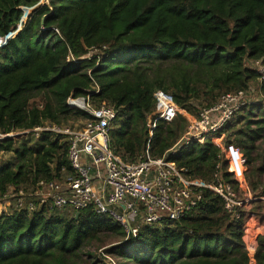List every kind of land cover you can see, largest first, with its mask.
I'll return each instance as SVG.
<instances>
[{
	"label": "trees",
	"instance_id": "1",
	"mask_svg": "<svg viewBox=\"0 0 264 264\" xmlns=\"http://www.w3.org/2000/svg\"><path fill=\"white\" fill-rule=\"evenodd\" d=\"M37 2L0 0V35L16 31ZM91 47L101 48L99 58L86 59ZM251 60L264 63V0H51L0 47V132L89 120L79 101L72 103L89 99L116 110L110 145L124 160L165 156L185 177L204 181L221 165L240 197H264V80ZM255 85L262 99L217 135L171 150L193 114ZM41 95L43 103L31 105ZM168 105L172 120L161 116ZM69 172L64 135L0 140V195ZM6 204L0 202V264H264L262 199L232 218L204 189L180 220L142 225L127 240L119 221L93 207L62 214L1 208ZM111 236L119 239L107 243Z\"/></svg>",
	"mask_w": 264,
	"mask_h": 264
},
{
	"label": "built area",
	"instance_id": "2",
	"mask_svg": "<svg viewBox=\"0 0 264 264\" xmlns=\"http://www.w3.org/2000/svg\"><path fill=\"white\" fill-rule=\"evenodd\" d=\"M50 5L51 0H38L28 9V14ZM25 20L22 18L15 32ZM55 30L59 33L57 28ZM15 32L0 35V47ZM101 51V48L91 47L85 57L88 60L99 58ZM249 66L264 80V63L261 60H251ZM252 91L223 94L214 105L199 113L171 150L217 135L237 111L255 102ZM77 101L80 108L92 116L80 127L47 121L31 130L20 131L35 136H40L42 132L64 135L68 145L70 174L50 181L42 180L34 189L16 190L11 187L0 195V202L8 204L1 208L34 212L42 207L75 211L93 207L95 213L109 215L119 221L127 240L137 236L142 225H156L165 219L180 220L201 202L204 189H209L222 199L224 210L232 218H239L240 210L248 202L264 201V197H255L251 191L240 197L233 185L223 177L221 165L217 166L212 181H204L185 177L183 169L165 156L146 158L141 154L135 161L124 160L110 145V129L117 116L116 110L96 106L89 99L74 100L72 103ZM174 115L175 110L171 105L166 106L161 114L167 120H172ZM14 136V132H0V140Z\"/></svg>",
	"mask_w": 264,
	"mask_h": 264
},
{
	"label": "rangeland",
	"instance_id": "3",
	"mask_svg": "<svg viewBox=\"0 0 264 264\" xmlns=\"http://www.w3.org/2000/svg\"><path fill=\"white\" fill-rule=\"evenodd\" d=\"M28 11V10H27ZM28 13V12H27ZM25 14H26V11H25ZM25 14L23 15V17L25 16ZM27 16H28V14H26ZM26 16V17H27ZM27 19V18H26ZM22 27H23V25H22ZM22 27L20 28L19 27V29L18 30H20V29H22ZM15 32V31H14ZM16 33V32H15ZM13 35L14 34H12V35H10V37H9V39L11 38V37H13ZM155 66V65H154ZM252 93V97L254 98V100L255 101H260L261 99H262V96H260L259 95V92H258V90H257V85H255L254 86V89H253V91L251 92ZM43 103V99H42V95L41 96H39V97H37V98H35V99H33L32 100V103H31V105H41ZM199 115V114H198ZM198 115H194L193 114V120H196L197 119V117H198ZM84 122V120L83 119H77V118H70L67 122H64L63 124H65V125H67V126H70V127H80L81 125H82V123ZM189 125V124H188ZM188 127V126H187ZM14 137H16V138H18V139H21L23 136H26L27 134H25V133H23V132H14ZM12 155L13 154H6L5 155V157L6 158H9V157H12ZM257 165H259V164H257ZM248 167V172L249 171H251L252 170V167H250V166H247ZM254 169V168H253ZM252 173V172H251ZM261 178H262V180L264 181V174L263 175H261ZM253 192L256 194V193H258V191H254L253 190ZM60 213H62V214H69L70 212H68V211H66V210H64V209H61V211H59ZM262 213L264 214V205H263V211H262ZM119 238H116V237H114V236H111V237H109V240L107 241V243H115V242H111V241H117ZM107 246H110V245H107ZM103 249V248H102ZM102 249H100V250H102ZM91 250H94V248L93 247H91ZM114 261L116 262L117 261V259L116 258H114ZM111 262L112 264H115V262Z\"/></svg>",
	"mask_w": 264,
	"mask_h": 264
},
{
	"label": "water",
	"instance_id": "4",
	"mask_svg": "<svg viewBox=\"0 0 264 264\" xmlns=\"http://www.w3.org/2000/svg\"><path fill=\"white\" fill-rule=\"evenodd\" d=\"M50 14H51V12L43 16V18H42V24H44L45 19H46Z\"/></svg>",
	"mask_w": 264,
	"mask_h": 264
},
{
	"label": "crops",
	"instance_id": "5",
	"mask_svg": "<svg viewBox=\"0 0 264 264\" xmlns=\"http://www.w3.org/2000/svg\"><path fill=\"white\" fill-rule=\"evenodd\" d=\"M15 34H16V33H15ZM15 34H14V35H15ZM118 155H119V154H118ZM119 156H121V155H119ZM68 174H70V172H69V173H65V174H63V175H68Z\"/></svg>",
	"mask_w": 264,
	"mask_h": 264
}]
</instances>
